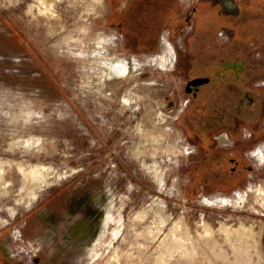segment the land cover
<instances>
[{
    "label": "rangeland",
    "instance_id": "1",
    "mask_svg": "<svg viewBox=\"0 0 264 264\" xmlns=\"http://www.w3.org/2000/svg\"><path fill=\"white\" fill-rule=\"evenodd\" d=\"M131 3L0 0V230L32 248L89 206L102 209L89 244L100 254L78 264H264V136L242 142L252 168L233 183L192 188L203 151L191 155L167 110L168 95L183 96V76L157 60L176 46L165 31L138 42L133 22L112 18ZM101 37L107 51L139 62L113 85L98 81L90 59ZM229 157L219 166L227 174ZM36 165L50 167L48 182L27 175ZM222 196L229 201L205 200ZM181 219L191 239L161 245Z\"/></svg>",
    "mask_w": 264,
    "mask_h": 264
},
{
    "label": "flooded vegetation",
    "instance_id": "2",
    "mask_svg": "<svg viewBox=\"0 0 264 264\" xmlns=\"http://www.w3.org/2000/svg\"><path fill=\"white\" fill-rule=\"evenodd\" d=\"M133 21L142 28L134 35L138 42L142 33L151 43L167 31L175 43L169 71L183 76L184 90L183 96H167V110L182 125L191 155H204L192 165V188L230 185L252 168L242 142L264 136V0H194L188 6L182 0H133L127 23ZM201 78L208 80L196 82ZM227 153L229 174L219 168ZM101 211L86 206L32 248L22 234L0 230V264H78Z\"/></svg>",
    "mask_w": 264,
    "mask_h": 264
},
{
    "label": "bare ground",
    "instance_id": "3",
    "mask_svg": "<svg viewBox=\"0 0 264 264\" xmlns=\"http://www.w3.org/2000/svg\"><path fill=\"white\" fill-rule=\"evenodd\" d=\"M44 1V0H43ZM85 31V30H84ZM167 32V31H166ZM169 35V34H168ZM167 33L163 35V40L170 41ZM70 36V35H69ZM68 36V37H69ZM82 37V36H80ZM70 39V38H69ZM68 39V40H69ZM78 39V37H77ZM104 38L101 37L100 41L98 40V47L95 49L96 53L94 54L95 57H91V60H95L94 66L101 69L99 71L98 81L102 84L106 83V85H113L114 81L113 79H110V77H113L114 75L117 76H126L133 74V63L134 66L138 65V61H130L128 58L121 56L120 54L111 53V51H107L105 44L103 43ZM77 41V40H76ZM84 41V40H83ZM167 41V42H168ZM171 42V41H170ZM83 43V42H82ZM168 45L170 43L168 42ZM175 48L168 50L164 55H162L159 59V64L163 67H170L172 63L174 62V53ZM127 100L131 103L130 99L127 98ZM134 111V110H133ZM139 111V108H136V112ZM154 114V113H153ZM152 114V115H153ZM159 115V114H158ZM157 116V115H156ZM157 119V118H156ZM145 129V128H144ZM155 138V137H154ZM163 139V138H162ZM260 152V151H259ZM258 153V152H257ZM259 154V153H258ZM260 158L264 157L263 152L259 155ZM154 159V158H151ZM29 169L27 171V175L36 179L41 180L42 182H48V176L51 174L50 167L43 166V165H36L35 167ZM25 173V172H24ZM26 175V174H25ZM263 187V186H262ZM259 194L264 197V190L259 188ZM241 192V191H240ZM36 194V193H35ZM232 198V197H231ZM161 199V198H160ZM235 199V198H234ZM162 200V199H161ZM160 200V201H161ZM206 202L212 203V204H225L229 201L227 197H218L215 199L205 198ZM164 201V200H162ZM164 203V202H163ZM148 212V211H147ZM14 213V212H13ZM139 215H144L143 212H138ZM16 214V213H15ZM143 217V216H141ZM148 226V224H147ZM146 226V227H147ZM204 226V233L210 234L213 233L212 227L209 225V223L205 222L203 224ZM152 227V226H151ZM186 227V226H185ZM183 226L182 219L175 222V224L170 228L169 232L165 235V237L161 240V245H165V247H182L183 241L190 236V232ZM159 228V227H158ZM151 229V228H150ZM155 229V228H153ZM160 229V228H159ZM225 230H229V228L225 227ZM158 229H156L157 231ZM239 230L241 232H249V229L245 225H241L239 227ZM149 231V230H148ZM159 231V230H158ZM100 232V231H99ZM155 233V231L153 232ZM143 234V233H142ZM202 235V233H200ZM84 235V234H83ZM189 235V236H188ZM82 236V235H81ZM95 239V238H94ZM93 239V241H94ZM191 239V238H189ZM186 241V240H185ZM184 241V242H185ZM6 251V250H5ZM18 254V253H17ZM99 248L97 247V244L94 245H87L86 246V257L88 260L94 259L97 255H99ZM28 260V259H27Z\"/></svg>",
    "mask_w": 264,
    "mask_h": 264
},
{
    "label": "trees",
    "instance_id": "4",
    "mask_svg": "<svg viewBox=\"0 0 264 264\" xmlns=\"http://www.w3.org/2000/svg\"><path fill=\"white\" fill-rule=\"evenodd\" d=\"M131 4H132V5L130 6V9L127 10L126 14H128L130 11H131L132 14H133V3H131ZM126 14H123V15H122V14H121V15H120V14H119V15L116 14V15H114L113 17H115V19H116L117 21H119L120 23H121V22H123V23H127V20H130V19L133 20V15H132V14H130V16H126ZM117 17H118V18H117ZM136 25H137V24H135V22L133 21V34H135V35L137 34V31L140 32V30L142 29V28H141L140 30L137 29V28H136ZM144 29L147 30V28H144ZM144 29H143V32H144ZM147 31H149V29H148ZM147 31H146V32H147ZM154 33L157 34V30L154 31ZM137 36H138V35H137ZM145 36H146V34L142 33V34L139 35L138 37H139V38H145V39H146Z\"/></svg>",
    "mask_w": 264,
    "mask_h": 264
},
{
    "label": "water",
    "instance_id": "5",
    "mask_svg": "<svg viewBox=\"0 0 264 264\" xmlns=\"http://www.w3.org/2000/svg\"><path fill=\"white\" fill-rule=\"evenodd\" d=\"M205 80H208V78L197 79L196 82L205 81Z\"/></svg>",
    "mask_w": 264,
    "mask_h": 264
}]
</instances>
